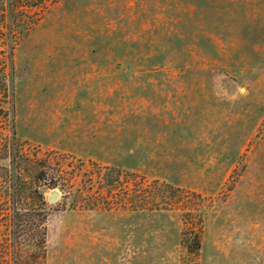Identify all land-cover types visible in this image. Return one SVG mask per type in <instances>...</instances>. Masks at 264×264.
I'll return each instance as SVG.
<instances>
[{
  "label": "rangeland",
  "instance_id": "374dc122",
  "mask_svg": "<svg viewBox=\"0 0 264 264\" xmlns=\"http://www.w3.org/2000/svg\"><path fill=\"white\" fill-rule=\"evenodd\" d=\"M99 166L201 198L72 208ZM0 264H264V0H0Z\"/></svg>",
  "mask_w": 264,
  "mask_h": 264
},
{
  "label": "trees",
  "instance_id": "16d2710c",
  "mask_svg": "<svg viewBox=\"0 0 264 264\" xmlns=\"http://www.w3.org/2000/svg\"><path fill=\"white\" fill-rule=\"evenodd\" d=\"M30 1L31 0H29V2ZM95 172L98 176H101V180L106 182L105 188L116 187V190L118 192H116V190L111 191L110 189H107L106 193L102 192L101 190L92 191L93 186L82 185L76 190L77 195L74 203L71 204L72 208L92 210L114 208V206L110 204L111 202H114V194H118L120 202H122L121 199L124 201V198H126L127 195V198L131 199V209L133 210L168 209L178 206L182 199V202H188L189 198L191 197L190 195L199 196L201 198L199 194L193 191H189L181 187H175L159 179L149 180L146 176L140 175L138 173H132L131 175H129L130 179H128V177H126L128 174H125L120 170H115L114 168L111 169L110 167L99 166L98 170H96ZM89 180L91 182L93 181V179ZM129 184H132L131 192H129ZM56 185L57 184L54 183L53 187H55ZM120 190H122L121 194ZM69 192H71V190ZM41 196L43 199V203H45L46 200L42 193ZM197 206L199 205L196 203L193 205H189L188 211H184V215H186V226L190 224L193 228V231H191V233H185L184 243L186 244L189 251L195 253L198 252L202 247L203 231V217ZM17 209L18 206L15 200V210ZM196 217L198 218V221L194 222V219ZM27 221H29V219L25 217L22 218V225H26L28 223ZM44 243L45 237L42 236L41 246H43Z\"/></svg>",
  "mask_w": 264,
  "mask_h": 264
},
{
  "label": "water",
  "instance_id": "95a60500",
  "mask_svg": "<svg viewBox=\"0 0 264 264\" xmlns=\"http://www.w3.org/2000/svg\"><path fill=\"white\" fill-rule=\"evenodd\" d=\"M58 195H59L58 191H54V192L52 193L51 197H50V201H51V202L56 201Z\"/></svg>",
  "mask_w": 264,
  "mask_h": 264
}]
</instances>
